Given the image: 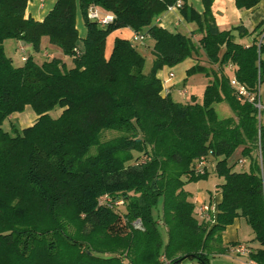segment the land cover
<instances>
[{
    "label": "trees",
    "instance_id": "16d2710c",
    "mask_svg": "<svg viewBox=\"0 0 264 264\" xmlns=\"http://www.w3.org/2000/svg\"><path fill=\"white\" fill-rule=\"evenodd\" d=\"M32 1L0 0V264H210L237 246L225 244L223 234L238 218L259 245L249 248L250 259L264 264V156L260 165L256 111L238 101L224 72L233 64L239 81L255 91L264 85V46L244 47L231 31H220L214 0H202L203 19L191 11L203 34L199 46L156 23L177 0H58L43 21L26 17ZM236 2L250 8L259 0ZM92 5L114 21L90 20ZM124 28L154 40L150 72L135 41L116 39L106 57L108 36ZM44 38L73 65L44 57ZM7 40L31 46L23 65L7 56ZM202 52L220 67L202 103L195 96L174 101L158 72ZM204 72L196 64L188 76ZM223 102L233 116H218L215 105ZM27 107L36 122L19 131L9 121L11 133L4 130ZM107 132L117 135L104 139ZM240 149L249 171L230 162ZM211 164L222 178V201L216 214L209 207L206 220L187 186L208 179ZM137 221L144 230L135 228Z\"/></svg>",
    "mask_w": 264,
    "mask_h": 264
},
{
    "label": "crops",
    "instance_id": "0c3cea01",
    "mask_svg": "<svg viewBox=\"0 0 264 264\" xmlns=\"http://www.w3.org/2000/svg\"><path fill=\"white\" fill-rule=\"evenodd\" d=\"M45 1L46 0H33L32 2H30L26 11V17L31 16L37 21H43V19L46 17L49 11H51V9L54 7V5L58 0H49L53 5L50 7L46 6ZM236 1L237 0H214L212 5V14L215 17L217 26L220 31H231L232 35L235 38V42L243 45L244 47H249L253 44L258 45V42L261 39L262 34L264 32V0H259L258 4L250 8L249 7L239 8ZM186 6L189 11L187 16L183 14L181 9H174L172 11H166L165 13H163L156 20V23L160 27L167 29L171 32L181 33L185 36L191 37L194 43L199 46V42L203 38V34L199 31L200 26L198 22L192 20L191 11H194V13H196L198 16L202 17L203 19L206 8L202 0H186ZM80 13L81 12H78L77 15V28L79 31L80 38L84 39L87 35V29L84 30L81 27L82 18L79 17ZM240 27L242 29H240ZM134 35L135 32L129 28L120 29L110 34L108 36L106 43V52H105L106 57L107 58L110 57L116 39H125V40L134 41L133 40ZM248 37L252 39L251 42H247ZM43 42H45L44 47H43ZM19 43L22 45L21 47L24 50L26 46L27 48L28 47L31 48L30 45H26L23 42L19 41ZM135 43L138 51L145 57L146 60H147V56H151L152 60L154 61L153 50H154L155 42L153 39H151L150 37H146L143 41H139ZM140 44L142 46H140ZM42 48L44 50L43 51L44 57L50 56L51 51H54V46L50 44L48 38L43 39ZM196 64H200L207 68V72H204V74L207 75L209 80L206 87L210 83H212V81L215 79L214 73L220 71L219 65L212 64L202 52V55L199 58H195V57L189 58L176 67L173 68L165 67L158 72L157 76L162 81V83H164L163 82L164 80H167L169 78L170 74H173V78L164 86L165 91H169V93L172 96V92H174V89H177L179 86H182L180 89L179 96L181 98H187V97L190 98L188 91L185 90L187 85L186 81H188V77H189L188 71L191 68H193ZM146 65L147 63L145 64V66ZM236 70L237 67L234 66L233 64H230L225 67L224 72L226 73L227 71H231L233 73V77H235ZM232 78L230 79L229 77V82H231ZM260 86L262 90V85ZM183 93H186V95H183ZM261 95H262V91H261ZM192 96L195 95L192 94ZM262 98L264 101L263 96ZM20 114L22 113H17L15 116L18 117L20 116ZM37 118L38 116L36 114L34 116L27 115L25 118H23L22 125H24V129L32 126L33 125L32 123ZM240 150L242 152V149ZM241 160L244 161L243 164L241 163ZM237 161H240L239 164L242 165V169H245L247 166L250 167L249 161L243 156H241ZM210 166L212 167V171H213V165L211 164ZM242 171H249V169ZM220 184L221 183H218L216 189L214 191H210L209 195H205L203 193L194 194L192 192V198L198 212H200V209L203 206L210 207L213 214H216L218 212L219 203L222 201V196L218 191V186ZM254 239H255V234L252 228L243 218L236 219L232 225L227 227V229L223 234V241L225 244H237V246L245 245L247 246L248 249L250 247L251 248L259 247V245L256 242H253ZM235 248L234 247L230 248L229 251L226 252V254L213 258L210 261V264H255L250 259L249 253L244 255L237 254L236 252H234ZM182 264H199V263L187 260Z\"/></svg>",
    "mask_w": 264,
    "mask_h": 264
},
{
    "label": "rangeland",
    "instance_id": "374dc122",
    "mask_svg": "<svg viewBox=\"0 0 264 264\" xmlns=\"http://www.w3.org/2000/svg\"><path fill=\"white\" fill-rule=\"evenodd\" d=\"M45 4L47 7L53 6L51 1H49V0H46ZM79 17L82 18V26L81 27L85 30L86 26H85V24H83L84 20H83L81 13H80ZM251 41H252V39L248 37L247 42H251ZM21 46L22 45L17 40H7L4 44L6 54L8 57L12 58L15 66H20V65L24 64V60L22 57L23 56V49ZM44 46H45V42H43V47ZM140 46H142V45L140 44ZM19 47H21V48H19ZM25 51H26V55H30L33 52L32 48H30V47L27 48V46L25 47ZM51 54H52V56H56L57 58L63 59L69 67H71L73 65L72 59L69 57H66L60 48L54 46V51H51ZM260 60H262L264 63V52L260 55ZM146 63H147V65L145 66L144 72L148 73V72H150V70L152 69V66H153V60H152L151 56H147ZM226 73L228 74L230 79L233 77V73L231 71H227ZM208 82H209V80H208V77L206 74H204V73L193 74V75L188 77V81H186L187 85L185 88V90L188 91L190 98H188V97L187 98H181L179 96L180 95V89L182 86H179L177 89H174V92H172V98L176 102L185 104L187 101L189 102L192 100V94H193V95H195L197 101L202 103L204 90H205ZM261 91H262V96L264 97V85H262ZM215 109H216L218 116L220 118H228L230 116H233V112H232L230 106L225 102L220 103V104H216ZM60 114H61V109H59V108H57L51 112V115L54 118L59 117ZM15 115L16 114L12 115L4 123V125H3L4 130L10 132V128L12 127V125L9 121H12L16 125V129H18L19 131H22L24 129V125H22L23 118H25L27 115L34 116L35 112L32 110L31 107H27L26 111L23 112L22 114H20V116L17 117ZM36 120L32 124H34L36 122ZM14 133H16L15 130H14ZM116 135L117 134L115 132H107L104 134V139H111V138H114ZM92 153H95V148L92 149ZM241 156H242L241 150H237L235 152V154L233 155V157L230 159V162L233 163V162L237 161ZM248 169H250L248 166L245 169H242V165L238 163L237 171L248 170ZM209 170L211 172H210L208 179L202 180L200 182H193L187 186V189L189 191L193 192L194 194L203 193L205 195H209L210 191H214L217 187V184L222 182V178H219L217 175H215L213 173L211 166L209 167ZM161 232H162V236H163L164 240H166L167 236H166V232L163 228L161 229Z\"/></svg>",
    "mask_w": 264,
    "mask_h": 264
},
{
    "label": "built area",
    "instance_id": "2783aa9c",
    "mask_svg": "<svg viewBox=\"0 0 264 264\" xmlns=\"http://www.w3.org/2000/svg\"><path fill=\"white\" fill-rule=\"evenodd\" d=\"M183 5L182 0H177L175 4L168 7L167 11H172L174 9H180ZM88 18L92 21H97L98 23L105 25L109 24L114 21V16L112 14H105L103 13L96 5H92L88 12ZM147 36L142 33H135L133 40L135 42L143 41ZM264 46V32L262 34L261 39L258 42V47ZM23 49V48H22ZM23 60H25V50L23 49ZM173 78V74H170L169 78L167 80H164L163 86L166 85L171 79ZM231 87L234 90L235 96L238 99V101L242 103H248L251 104L255 111H256V118L258 122V142H257V157L260 165H262L263 156H264V101L261 95V86L258 85L257 89L255 91H252L247 88L245 84L239 81V79L235 76L232 78ZM183 95H186V93H183ZM206 159L202 158L199 163V170L202 173L204 166L206 165ZM241 163L243 164L244 161L241 160ZM201 218L203 219H211L210 214V208L208 206H203L200 209ZM135 228L144 230L142 224L137 221L134 224ZM234 252L237 254H248L249 249L245 245H239L235 248Z\"/></svg>",
    "mask_w": 264,
    "mask_h": 264
}]
</instances>
